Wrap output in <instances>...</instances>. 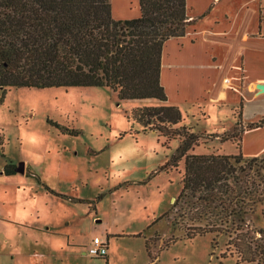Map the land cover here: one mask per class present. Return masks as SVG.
Instances as JSON below:
<instances>
[{"label":"rangeland","instance_id":"obj_1","mask_svg":"<svg viewBox=\"0 0 264 264\" xmlns=\"http://www.w3.org/2000/svg\"><path fill=\"white\" fill-rule=\"evenodd\" d=\"M110 1L115 19L140 14L138 0ZM182 46L177 40L165 44V73L175 56L196 54L201 66L212 67L204 45L190 47V53ZM158 105L155 99L121 100L107 86L0 90V264H264L239 261L228 234L186 236L187 225L204 220H190L181 204H173L184 159L177 169L164 165L180 137L134 132L141 126L132 110ZM238 105L242 126L264 118V92L239 95L236 90L220 102L189 104L186 124L176 127L206 137L189 153L245 159L264 154V125L245 128L241 135ZM232 131L242 137L240 147L221 141L222 133ZM9 163L15 168L23 163L26 171L5 174ZM244 230L261 242L264 202L249 212ZM95 236L107 239L106 256L83 253Z\"/></svg>","mask_w":264,"mask_h":264},{"label":"trees","instance_id":"obj_2","mask_svg":"<svg viewBox=\"0 0 264 264\" xmlns=\"http://www.w3.org/2000/svg\"><path fill=\"white\" fill-rule=\"evenodd\" d=\"M138 5L139 16L115 19L110 0H0L1 93L10 87L107 86L121 100L161 102L136 107L131 116L141 126L136 133L180 137L164 165L177 169L184 159L173 204H181L190 220H204L203 225H187L186 236L225 233L239 261H264V233L259 230L263 235L256 242L244 230L249 212L264 202V154L245 159L240 154L189 153L206 137L176 127L182 112L163 104L167 94L160 80L164 43L186 31V0H138ZM236 113V125H241V105ZM262 125L264 118L241 125L239 132ZM241 138L235 131L220 135L221 141L238 147ZM3 172L14 174L15 165L6 164Z\"/></svg>","mask_w":264,"mask_h":264},{"label":"crops","instance_id":"obj_3","mask_svg":"<svg viewBox=\"0 0 264 264\" xmlns=\"http://www.w3.org/2000/svg\"><path fill=\"white\" fill-rule=\"evenodd\" d=\"M249 1L186 0L188 23L185 34L169 38L163 50L170 40H177L189 53L190 47L204 45V56L211 57L213 65L201 66L196 54L182 59L175 56L172 62L167 61L165 73L162 50L160 80L167 94L163 104L178 106L185 124L184 113L189 104L208 99L220 102L225 94L236 90L239 95L243 92L263 93L254 88L257 83H264V0ZM221 70L227 72L223 74L222 86L216 90ZM66 235L69 244L70 236ZM47 263L43 261L42 264Z\"/></svg>","mask_w":264,"mask_h":264},{"label":"built area","instance_id":"obj_4","mask_svg":"<svg viewBox=\"0 0 264 264\" xmlns=\"http://www.w3.org/2000/svg\"><path fill=\"white\" fill-rule=\"evenodd\" d=\"M108 252V241L107 239L95 236L91 239V242L86 246L84 254L92 256H104Z\"/></svg>","mask_w":264,"mask_h":264},{"label":"water","instance_id":"obj_5","mask_svg":"<svg viewBox=\"0 0 264 264\" xmlns=\"http://www.w3.org/2000/svg\"><path fill=\"white\" fill-rule=\"evenodd\" d=\"M255 88L258 90V92H264V83H257ZM15 171H24V164L20 163L19 166L15 168Z\"/></svg>","mask_w":264,"mask_h":264}]
</instances>
